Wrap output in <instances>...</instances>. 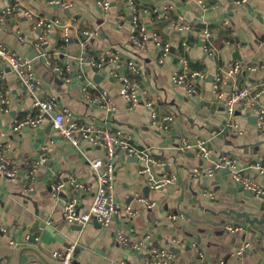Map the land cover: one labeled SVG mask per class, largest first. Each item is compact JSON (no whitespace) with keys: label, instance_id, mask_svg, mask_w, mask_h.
Here are the masks:
<instances>
[{"label":"crops","instance_id":"1","mask_svg":"<svg viewBox=\"0 0 264 264\" xmlns=\"http://www.w3.org/2000/svg\"><path fill=\"white\" fill-rule=\"evenodd\" d=\"M109 1V10L100 5L102 0H72L67 10L43 0H16L19 11L5 22L0 20V42L32 62L42 82L41 98L55 97L75 121L130 132L138 147L148 148L163 164L155 167L153 174L176 175L178 182L153 190L149 176L140 172L142 163L118 150L114 189L120 206L113 222L108 227L95 221L81 228L69 224L64 212L70 198H78L81 211L91 207L97 177L89 161L105 160V152L85 141L80 143L81 150L72 147L52 130L47 115L37 128L16 131V123L32 113L34 99L24 93L16 76L0 62V71L5 75L0 79V90L7 92L9 100L8 112L3 111L0 103V151L17 168L15 178L0 173V264H59L56 254L70 246H75L73 264H148L144 255L151 247L171 249L174 264H264V237L260 233L264 224L251 226L231 214L234 211L246 213L250 219L261 218L264 194L254 197L225 170L213 178L195 173L198 170L203 174L223 155L233 157L241 165L264 158V131L257 127L256 113L247 103L240 102L234 123L241 133L229 129L225 107L217 101L213 88L222 70L236 61L254 60L258 68L242 73L237 80L226 79L222 85L226 95L235 84L255 90L264 83V0H248L246 6L232 0H204L208 10L194 0ZM8 4V0H0V14ZM24 10L32 11L35 18H27ZM40 18L61 21V27L50 33L43 47L47 56L43 57L35 48L44 35V30L36 27ZM140 26L146 28L150 37L144 48L131 42ZM65 28L70 29L68 36ZM205 32L212 35L211 39L206 38ZM154 33L169 45L168 55L151 39ZM81 41L88 43V57L82 65L78 62ZM209 43L213 56L204 50ZM106 50L119 51L123 62L96 65ZM181 56L188 60L190 72L205 76L198 80L200 96H191L185 87L172 82ZM127 61L138 66V75L131 73ZM53 66L68 71L59 76ZM123 77H128L140 94L141 101L134 108L121 95ZM99 91L108 93L115 111L88 102L86 93ZM148 102L158 120L165 115L173 118L169 131L153 124ZM261 103L264 106V98ZM197 139L210 142L209 159H202L196 151L178 149L183 140ZM40 159L43 162L28 179ZM250 175L264 187V178ZM71 177L83 188L72 185ZM58 184L64 187L55 193L53 186ZM138 198L156 206L148 208ZM128 208L134 215L128 214ZM37 213L52 234L39 229L40 243L32 245L27 242L28 231L22 230L32 226ZM169 215H184L185 219L172 221ZM231 226L243 230L230 231ZM119 229L141 244V250L120 245L116 240ZM23 248H35L38 252L21 253Z\"/></svg>","mask_w":264,"mask_h":264},{"label":"built area","instance_id":"2","mask_svg":"<svg viewBox=\"0 0 264 264\" xmlns=\"http://www.w3.org/2000/svg\"><path fill=\"white\" fill-rule=\"evenodd\" d=\"M9 4L6 8L1 11L0 20L5 22L9 17L14 15L19 11L18 5L15 3L16 0H8ZM52 7H59L63 9H70L72 6V0H43ZM203 10H208V6L204 0H194ZM236 5L246 6L248 5V0H232ZM132 3V2H131ZM100 5L105 10H109L110 1L102 0ZM24 15L33 20L35 14L30 10H24ZM36 27L44 30V35L39 37V40L35 44V48L40 51L41 56H47V53L43 51V47L47 43V39L50 33L57 27H61L60 20H45L40 18L37 21ZM65 34L68 36L70 29L65 28ZM206 38L211 39L212 35L209 32H205ZM21 40L22 37L20 36ZM156 45L162 50L163 54L166 56L169 54L170 49L168 44H163L160 40L158 34L154 33L151 38ZM23 40V39H22ZM150 40L148 32L144 26L137 28L135 33L131 37V42L140 48H144L145 44ZM81 55L78 59L80 65L84 64L86 58L88 57V43L87 41L80 42ZM205 52L208 55L213 56L214 51L211 47V43L206 44L204 47ZM0 62L5 65L10 72H12L24 93L27 96H31L33 101V111L27 115L24 119L19 120L16 123L15 130H22L24 128H37L45 116H50L51 118V128L52 130L63 140L67 141L72 147L77 150L80 149V143L85 141L90 145L101 148L105 152V160L93 159L89 161V165L92 171L97 177V190L93 198V203L91 207L86 211H81L79 209L78 198L72 197L67 202L65 206L64 217L69 224L85 227L91 222H96L103 227H108L114 220L116 214L118 213L119 204L117 196L114 189V177H115V156L118 150H122L132 157L136 158L140 163H142V169L140 172L142 174H147L149 176L148 183L153 190H160L168 186L177 184L178 177L176 175H170L163 173L161 176L153 174V169L155 167H163L156 158H154L148 148H140L134 142V137L132 134L123 129H114L105 125L87 123L83 121H75L71 118V112L66 108H61L55 97L49 99H44L40 97L42 92V82L37 78L35 70L33 68L32 62L26 57L10 49L7 45L0 42ZM123 62L122 55L119 51H104L99 58L96 60L95 64L102 66L104 63H110L113 65H119ZM51 65V62H47ZM180 68L172 76V82L176 85L183 86L187 89V92L191 96H200L201 88L198 83L205 79L204 74L199 72H190L188 60L181 56L179 57ZM127 66L130 68L131 73L138 75L140 70L138 66L132 62L127 61ZM258 64L254 60L249 61H236L230 63L226 66L221 74L216 78L214 83V92L217 101L222 102L225 111L228 116V128L241 133L239 126L234 123V116L236 112L237 105L240 102H245L250 106V109L256 113L257 127L264 131V106L261 101L264 98V83L260 85L258 89L251 90L249 88H241L237 84L233 86L232 91L226 95L222 90V85L226 79L237 80V77L244 72L256 71ZM54 71L59 76H64L68 69H63L59 67H54ZM5 75L3 71H0V79H4ZM69 78H67V81ZM122 89L121 95L124 100L129 104L130 108H134L139 105L141 98L139 92L133 87L130 79L128 77L122 78ZM86 90V89H85ZM86 99L88 102L98 105L101 108L113 112L116 110V106L113 100L110 98L107 92L99 91L95 94L86 93ZM0 103L4 112H8L9 100L7 92L5 90H0ZM147 107L152 109L151 119L153 124L158 126L164 131H169V125L173 121L170 115H165L159 118L155 110H153L152 103L148 102ZM1 148V147H0ZM181 152L186 151H196L198 155L206 160L212 155V147L210 142L205 139H197L193 142L188 140H183L181 145L178 147ZM43 162L40 159L35 163L32 171L27 175L28 179H31L35 173L36 167ZM228 170L232 175L234 182L243 190L249 191L256 198H260L264 194V187L257 180L252 178L250 174H257L258 176L264 178V158L257 159L253 162H248L246 164H239L236 159L229 155L220 156L217 160L213 162V166L203 172L195 170L196 175H203L206 178H213L217 172ZM0 173L8 178H15L17 176V168L14 161L6 156L0 151ZM71 184L76 188H83V185L77 182L73 177L70 180ZM64 184H58L53 186L55 193H58ZM139 202L146 204L148 208H153L156 206L154 202H149L145 198H138ZM128 214L130 216L134 215V211L128 208ZM169 219L172 221H178L185 219L184 215H169ZM230 231L243 230L238 226L228 227ZM149 239V237L147 238ZM116 240L125 248L132 250H141V244L132 241V237L129 236L125 231L119 229L116 234ZM244 248H242L238 254L243 253ZM74 251L75 246L68 247L65 252L56 254L59 259V264H73L74 263ZM145 260L148 264H174L175 254L171 249L166 248H149L144 255ZM189 264H210V263H199L190 262ZM213 264H226L224 261H220Z\"/></svg>","mask_w":264,"mask_h":264},{"label":"water","instance_id":"3","mask_svg":"<svg viewBox=\"0 0 264 264\" xmlns=\"http://www.w3.org/2000/svg\"><path fill=\"white\" fill-rule=\"evenodd\" d=\"M58 8V7H57ZM225 172L229 173L228 170H225ZM231 214H234L236 215L238 218H243L246 220V222L249 224V225H257V226H261L264 224V215L261 217V218H254V219H250L249 216H247V214L245 213H239V212H234L232 211ZM79 228H81L80 226H77ZM41 229L49 234H52V231L50 230L49 226L47 225V223L41 219L40 217H38V213H37V218L35 219L34 223L32 224V226L30 227H26L25 229L22 230V232H25L26 230L28 231L29 233V236L27 238V242L29 244H32V245H38L40 242H38L37 240V233H38V230ZM261 232V236L264 237V231L260 230ZM26 251H29V252H33V253H37L38 250L35 249V248H23L21 250V253H24ZM6 259V258H5ZM8 259V257H7ZM2 259H0V262H1ZM44 261V260H43Z\"/></svg>","mask_w":264,"mask_h":264}]
</instances>
